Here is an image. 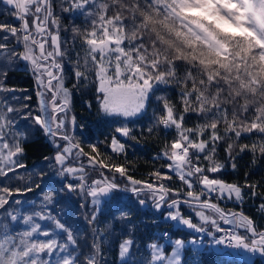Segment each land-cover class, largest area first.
<instances>
[{
	"label": "snow or ice",
	"instance_id": "6c2138e0",
	"mask_svg": "<svg viewBox=\"0 0 264 264\" xmlns=\"http://www.w3.org/2000/svg\"><path fill=\"white\" fill-rule=\"evenodd\" d=\"M0 4L14 21H0V93L16 91L5 84L9 69L19 61L31 66L36 89L35 109L31 95H13L19 106L0 96V178L10 179L9 173L27 168L20 157L28 130L19 129L13 114L38 126L55 149L54 155L44 157L51 175L34 166L23 188L0 185V264H107L103 244L111 222L101 228L98 216L102 205L118 204L124 196L141 207L151 201L156 212L166 208L165 219L201 234L187 242L170 241V254L150 242L146 264H183L186 246L203 245L204 235L221 254L264 257V228L243 211H226L212 202L213 194L239 204L246 195L259 197L258 209L264 212L261 185L251 182L247 172L243 184L210 175L228 165L235 170L245 153L252 154L253 163L257 156L264 159V0H0ZM65 14L72 24L63 32L71 35L62 39ZM80 17L82 23L76 24ZM66 80L74 81L71 87ZM81 88L93 89L98 112L118 125L107 144L113 153L126 154V144L117 134L137 140L132 126L142 121H148L149 135L161 126L174 129V138L153 157L164 160L161 169L167 172L156 169L149 173L151 181L138 180L129 175L126 164L113 163L101 153L98 144L106 141L88 143L90 150L85 151L76 136V117L69 115L73 94ZM169 88L178 90L179 109L164 94ZM85 103L92 107L90 101ZM189 114L196 117L191 126L186 125ZM89 171L99 172V178L89 179ZM45 176L53 182L49 191L42 188ZM173 176L182 188L164 183ZM35 189H41V199L39 205L27 202L30 210H25L24 201L12 200L14 193ZM62 193L80 197L90 245L82 247L79 229L53 213L51 206L59 203ZM181 205H187L199 223L186 216ZM128 217L127 211L118 209L113 220ZM219 221L231 227L222 228ZM168 236L164 233L163 238ZM133 244L131 237L121 240L119 264H133Z\"/></svg>",
	"mask_w": 264,
	"mask_h": 264
},
{
	"label": "trees",
	"instance_id": "16d2710c",
	"mask_svg": "<svg viewBox=\"0 0 264 264\" xmlns=\"http://www.w3.org/2000/svg\"><path fill=\"white\" fill-rule=\"evenodd\" d=\"M58 11V9H57ZM12 21L10 16L5 13V6L0 4V21L2 20ZM83 18H78L75 23L81 24ZM14 22V21H12ZM72 21L68 18V14L64 15L61 21V37H69L68 33L63 32L65 25L71 27ZM30 65L26 62L19 61L12 66L8 71L6 88L16 89L14 93L4 92L0 93V96L7 97L9 103L13 106H19L16 101H13L11 97L13 95L22 97L24 95L32 96V107L36 108V89L35 80L29 71ZM74 81L66 80L67 86L71 87ZM27 90V91H24ZM159 94V93H158ZM174 103H176L179 109V95L178 90L175 88L167 89L166 93ZM155 99V97H153ZM86 101H90L92 107L89 108ZM71 111L76 117V136L82 141V146L85 147V151H89L88 143H98L100 141H106V143H99L101 153H104L106 157H111V162L116 164H126L129 168V175L138 180L151 181L152 177L149 173L160 169L167 172V169H161V165L164 163L163 159H153V157L160 152L165 143L170 142L175 136V130H164L163 126L149 135L146 131L147 120L142 121L139 124L132 126L134 128V135L137 136V140L122 138L126 144V154H116L111 151V148L107 146L111 141V137L114 134V128L118 125L112 121L111 118L103 116L97 110L95 101L94 90L91 88H81L76 90L72 97ZM155 105H153L154 107ZM72 115L71 113H69ZM152 114V108H149V116ZM13 118L18 121V126L21 131L28 130V141L24 145L25 153L20 157L21 162L27 165L26 169H18L17 173H9V178H0V185H6L10 188L20 187L23 188L29 179V172L34 171V166L44 167L46 171L51 175V169L47 168V161L44 160L45 156H52L55 153V149L49 142V139L39 129L38 126H32L29 121L20 120L19 117L13 114ZM196 122L194 114H189L186 118V125L191 126ZM82 126V127H81ZM131 126V125H130ZM145 130L142 132L141 129ZM117 137L119 135L117 134ZM242 143H248V140L241 141ZM221 159H223L224 153H219ZM72 163V162H71ZM237 168L233 170L230 165L226 166L220 173L210 174L216 178H220L228 183H244L245 173H249L248 179L251 182H258L261 185L259 190H264V159L257 156L256 162L253 163V157L251 153L242 154V158H238ZM92 176L99 177L98 172H93ZM118 175V174H117ZM23 177L22 179L17 178ZM35 178V177H34ZM126 181L121 180V183ZM169 187L177 188L181 187L180 181L173 176L172 180L164 181ZM53 182L49 180L48 176L44 177V183L42 188L44 191L51 190ZM55 187L59 189L60 185L55 184ZM41 189H35L32 192L26 194H15L12 196V200H21L25 202V210L28 209L27 202L35 201L37 205L40 203ZM247 193V190H245ZM58 204L52 205L53 213L60 214L62 221H66L74 229L78 228L81 233V239L79 243L82 247L90 245L91 237L89 235L90 230L85 221L83 210L80 209L81 203L80 197L76 193H62L57 197ZM259 197L248 198L245 197L243 204H224V206H234L235 211H243L246 215L251 216L257 224L258 228H264V212H260L258 205L260 203ZM184 206V205H182ZM19 207V206H17ZM185 207V206H184ZM118 209H123L129 213V217L126 219H115L113 217L118 215ZM165 210L156 212L152 207L151 201L147 206L141 207L134 203L127 196H124L118 204L110 203L102 205L100 214L98 216V222L101 228L105 227V222H111L110 234L108 239L103 244V251L106 256L107 264H119L118 260V245L122 239L131 237L134 241L131 253L134 256L133 264H146V261L150 259L149 249L147 245L149 241L154 240L153 229L158 227L165 231H169V235L179 236L184 235V229L174 226L173 222L161 219ZM185 209V208H184ZM67 213V215H64ZM260 214V215H259ZM185 215H192V213H186ZM193 217V215H192ZM160 218V219H159ZM157 220V221H156ZM156 221V225L154 224ZM43 224H47L45 221H41ZM21 226L17 225V230ZM210 228V226H208ZM200 252L189 251L186 256L188 259L185 264H264V258H256L252 261L243 260L240 254L225 255L221 254L219 250L213 247H202Z\"/></svg>",
	"mask_w": 264,
	"mask_h": 264
},
{
	"label": "rangeland",
	"instance_id": "374dc122",
	"mask_svg": "<svg viewBox=\"0 0 264 264\" xmlns=\"http://www.w3.org/2000/svg\"><path fill=\"white\" fill-rule=\"evenodd\" d=\"M29 71H30V74H32V72H31V66H30V68H29ZM71 107H72V105H71ZM70 113L71 114H73V112L70 110ZM100 113V112H99ZM70 115V114H69ZM71 116V115H70ZM123 137H118V139H120L121 140V142H123L124 143V141H122L123 139H122ZM72 162V160L70 159L69 160V163H71ZM105 172H106V174H108V175H111V173H107V170H105ZM93 172H91V171H89V179H96V178H99V177H95V176H92L91 174H92ZM99 173V172H98ZM183 186H181V187H177V188H182ZM197 191L199 190V186H197V189H196ZM214 196L215 197H212V202L213 203H218L219 204V206L221 207V208H223V209H225L226 211L227 210H229V209H231V210H233V211H235V207L234 206H224V204H230L231 202H232V200H228L226 197L224 198V199H217L216 198V195L214 194ZM235 201V200H234ZM236 202V201H235ZM238 203V202H237ZM185 206V207H184ZM184 206H182L181 205V209H182V211H183V213L184 214H186V213H192V215H193V217H194V219H193V222L194 223H199V220H198V218L197 217H195V215H194V212H192V210L187 206V205H184ZM102 207V206H101ZM185 208V209H184ZM162 210V209H161ZM167 211V210H166ZM162 219L163 220H166V221H168L167 219H165V216H164V214H163V216H162ZM169 221H171V220H169ZM171 222H173L174 224V226H176V227H181L182 229H184V235L183 234H180L179 236L177 235V236H174V235H170V237H169V239L167 240V241H164V240H161L160 238H161V235L163 234V233H166V232H160V231H158V230H156L155 228L153 229V231H154V240H151V241H149V242H156V243H158V244H160V245H162L163 246V248H164V252H165V254H170L171 253V243H170V241H173V240H175V239H177V238H182V239H184L186 242L187 241H189L193 236H196L198 233H195L194 231H192L191 229H188V228H186V227H184V226H180V225H178L176 222H174V221H171ZM219 223H222V221H219ZM44 224V223H43ZM154 224H156V222L154 221ZM230 226V225H229ZM42 238V237H41ZM127 238H129V237H127ZM207 239V237L206 236H204V238H203V245H201V246H199L198 248H194L192 245H187L186 246V248H185V250H184V253H183V264H185V261L188 259V257L186 256V254L189 252V251H196V250H198V249H201L202 247H204V246H208L209 245V243H207V242H205V240ZM214 249H216V250H218L217 248H215V247H213ZM149 253H150V249H149ZM196 252H194V254H195Z\"/></svg>",
	"mask_w": 264,
	"mask_h": 264
},
{
	"label": "built area",
	"instance_id": "2783aa9c",
	"mask_svg": "<svg viewBox=\"0 0 264 264\" xmlns=\"http://www.w3.org/2000/svg\"><path fill=\"white\" fill-rule=\"evenodd\" d=\"M220 226L222 227V228H228V227H231V226H227V225H225V224H220ZM217 235H220V233H217Z\"/></svg>",
	"mask_w": 264,
	"mask_h": 264
},
{
	"label": "bare ground",
	"instance_id": "6f19581e",
	"mask_svg": "<svg viewBox=\"0 0 264 264\" xmlns=\"http://www.w3.org/2000/svg\"><path fill=\"white\" fill-rule=\"evenodd\" d=\"M163 210H165V209L163 208L161 211H163Z\"/></svg>",
	"mask_w": 264,
	"mask_h": 264
},
{
	"label": "water",
	"instance_id": "95a60500",
	"mask_svg": "<svg viewBox=\"0 0 264 264\" xmlns=\"http://www.w3.org/2000/svg\"><path fill=\"white\" fill-rule=\"evenodd\" d=\"M242 254H245V253H242Z\"/></svg>",
	"mask_w": 264,
	"mask_h": 264
}]
</instances>
